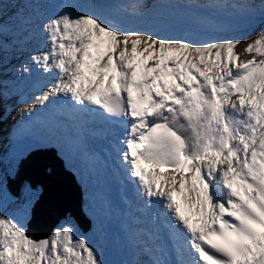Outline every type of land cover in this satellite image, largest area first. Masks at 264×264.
<instances>
[{"label": "snow or ice", "instance_id": "1", "mask_svg": "<svg viewBox=\"0 0 264 264\" xmlns=\"http://www.w3.org/2000/svg\"><path fill=\"white\" fill-rule=\"evenodd\" d=\"M52 6L0 0V17H7L0 62L15 49L24 56L16 71L31 78L32 95L19 93L27 110L17 124L47 111L52 129L63 118L77 130L81 148L92 118L123 129L119 163L135 188L136 211L152 227L129 230L135 258L120 264H169L160 225L179 264H264V23L248 40L205 39L175 19L183 9L207 7L264 21V0H64L50 12ZM157 6L176 11L147 25L129 19ZM7 94L5 85L0 95ZM48 151L66 160L65 137L50 131L24 148L13 143L10 163L0 167V264H109L70 216L47 237L27 234L34 189L25 182L10 190L9 180L30 153ZM84 211L95 233L87 203Z\"/></svg>", "mask_w": 264, "mask_h": 264}, {"label": "rangeland", "instance_id": "2", "mask_svg": "<svg viewBox=\"0 0 264 264\" xmlns=\"http://www.w3.org/2000/svg\"><path fill=\"white\" fill-rule=\"evenodd\" d=\"M148 2L149 0H145V3L150 5V3ZM254 2L259 4L260 0H254ZM198 3L203 5L206 3V0H198ZM49 11L50 12L52 11L51 7L49 8ZM170 11L175 12L176 10L170 9L169 11L166 12H170ZM181 11H183L185 15L177 16L175 18L176 22L184 29H192L196 31L202 38L205 39L219 35L236 36V33L239 31V29H243L251 24L240 12L232 9H212L207 7H197L193 9H183ZM31 46L34 45H29V47ZM23 62H24V56L21 58L20 62L17 63L16 65L12 63V72L9 73L12 75L7 77L5 76L2 77V81L4 85L7 86V93L9 95L8 98L4 100V103L5 106L10 109V112L8 114V119L3 122V128H2L3 141L0 142V167H5L10 163L9 154L14 143L12 138L13 136L10 135L11 133L14 134L20 125L17 124V120H19L20 113L27 110L24 105L18 103V100L21 98L19 93L23 92L25 96L31 95L30 90L32 86L30 87L29 90L21 89L22 77L24 76H21L16 71V69H18ZM14 127H15V131L12 130L14 129ZM17 147H20V145H17ZM72 169H75L74 165ZM84 181H85V192H86L84 193V195L88 196V194L90 193L86 187L88 180L85 179ZM40 192H41L40 187L34 189L32 202L36 198H38ZM84 202H85V197H84ZM13 208L14 205H9L10 212L13 210ZM99 217H102V215ZM71 220L76 225V223L72 218ZM63 221L64 220H62L61 223ZM96 224L99 230L96 231L95 233L91 232L89 235L90 238L93 240V242L97 244L98 247L101 248L104 259L108 261L109 264H120V262L122 261L132 260L133 258H135L134 255L131 256L128 255V252L125 250V247L120 248L121 246L124 245L117 244L115 245V247L112 248L114 250L115 255L117 256V258L113 259L109 255V251L107 250V248L104 247L106 223L104 222L102 224L98 219L96 220ZM79 232L82 233L80 229ZM138 258L141 260L142 258L141 255ZM143 258L145 260L147 259L146 257Z\"/></svg>", "mask_w": 264, "mask_h": 264}, {"label": "water", "instance_id": "3", "mask_svg": "<svg viewBox=\"0 0 264 264\" xmlns=\"http://www.w3.org/2000/svg\"><path fill=\"white\" fill-rule=\"evenodd\" d=\"M28 181L32 188L39 185L43 191L32 207L27 234L42 239L51 234L55 226L68 214L87 232L90 223L82 210V191L74 174L68 171L54 152L30 153L19 164L15 180H9L10 190Z\"/></svg>", "mask_w": 264, "mask_h": 264}, {"label": "bare ground", "instance_id": "4", "mask_svg": "<svg viewBox=\"0 0 264 264\" xmlns=\"http://www.w3.org/2000/svg\"><path fill=\"white\" fill-rule=\"evenodd\" d=\"M80 2L81 3H97V2H95L94 0H80ZM105 2H107V3H110V4H124V3H128V2H130V0H111V1H105ZM154 3H156V1L155 2H153V3H151L150 5H153ZM55 6V5H54ZM57 10V9H56ZM170 9H163V8H161V7H159V6H157V7H154V8H152L151 9V14L149 15V16H147V17H144V18H141V19H138V18H135V17H129V19L130 20H132L133 21V23H136L138 26L139 25H141V24H143V25H147V24H149V23H151L160 13H163V12H166V11H169ZM32 84H31V80H30V85L29 86H31ZM27 135H29V139L31 140L33 137H35V135H31V134H28V133H26ZM24 136V135H23ZM23 139V138H22ZM30 140H29V142H30ZM28 142V143H29ZM28 143H26V145L28 144ZM25 145V146H26ZM66 145H67V150H68V157H67V159L65 160V159H63L64 160V163H65V166H66V168L68 169L70 166H73L74 164H76V162H75V159H74V156H75V154L78 152V153H83V152H85V150L84 149H80V150H77V148H76V146H77V141L76 140H74V139H68V140H66ZM154 171H156V170H154ZM77 181H78V183L81 185V187H83V190H84V184H85V176L84 175H82L81 173H79L78 172V170H77ZM122 187H118V189H121ZM117 189H115V191H116ZM113 192H115L114 190H112ZM83 200H84V197H83ZM127 199L126 198H123V199H119L118 198V201H120L121 202V204H122V207H121V211H119V213L121 212V214L123 215H118L117 217H115V227H116V229H115V232L116 233H118V231L117 230H121V228H124V229H126V230H130V228H127L124 224H122V223H120L119 225H118V220H122V221H124V219L126 218V220H131V222H134L135 223V221H133L132 219L133 218H131L130 217V214H129V212L126 210V207H125V201H126ZM85 203H87L88 205H89V207L92 209V211L94 212V210H96V208H95V206H93V201H91V199H90V196L88 195V196H86L85 195ZM32 204V203H31ZM91 205V206H90ZM31 208V207H30ZM28 217H29V213H28V216H27V219H28ZM96 218V217H95ZM27 219H26V221H27ZM92 220V219H91ZM104 221V220H103ZM135 224H137V223H135ZM137 225H139V224H137ZM118 226V227H117ZM128 230V231H129ZM124 232V231H123ZM117 235V234H116ZM118 239L120 238L119 236H116ZM128 240V238L126 239H123V241L122 242H125V241H127ZM128 242V241H127ZM129 244V243H128ZM109 250V255L113 258V259H115V258H117V256L115 255V253H114V250L112 249H108ZM118 255V254H117Z\"/></svg>", "mask_w": 264, "mask_h": 264}, {"label": "trees", "instance_id": "5", "mask_svg": "<svg viewBox=\"0 0 264 264\" xmlns=\"http://www.w3.org/2000/svg\"><path fill=\"white\" fill-rule=\"evenodd\" d=\"M264 23V21L256 20L252 25L242 30V32L239 34V37H241L243 40L251 39L252 34L259 30L261 27V24ZM20 57V54L15 51V49L10 48L5 54L3 61L0 62V65L7 66L10 64V62L6 61L7 59L14 58V61ZM8 62V63H7ZM7 63V65H6ZM0 82H1V76H0ZM0 89H2V83H0ZM0 97H4V95H0ZM0 98V123L5 118V112L6 108L2 106Z\"/></svg>", "mask_w": 264, "mask_h": 264}]
</instances>
